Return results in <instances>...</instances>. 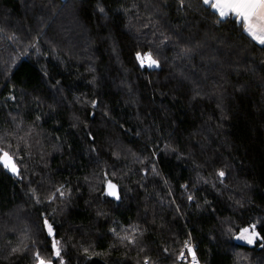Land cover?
Masks as SVG:
<instances>
[{"label":"trees","instance_id":"obj_1","mask_svg":"<svg viewBox=\"0 0 264 264\" xmlns=\"http://www.w3.org/2000/svg\"><path fill=\"white\" fill-rule=\"evenodd\" d=\"M183 4L0 0V264H264V45Z\"/></svg>","mask_w":264,"mask_h":264},{"label":"snow or ice","instance_id":"obj_2","mask_svg":"<svg viewBox=\"0 0 264 264\" xmlns=\"http://www.w3.org/2000/svg\"><path fill=\"white\" fill-rule=\"evenodd\" d=\"M202 2L218 12L221 18H224L228 14H232L237 21L242 23L244 32H246L252 40L260 45H264V0H202ZM183 6V0H180V7ZM101 11L103 10L101 9ZM137 60L140 61L142 67L144 66L145 60H147L149 67L153 65L158 66L157 61L152 58L151 53H145L143 57L140 53H137ZM0 163H2L7 170L16 173L15 163L9 153L3 149H0ZM219 175L223 176L224 173L220 172ZM108 188L115 189V185L109 182ZM108 194L115 195L114 191H109ZM189 199H191V197H189ZM45 226L48 228V234L51 236L53 234L52 227L48 225L47 221H45ZM255 227V224H252L248 227L240 228V235L237 239H246L248 243H252L254 237L257 235ZM126 238L127 237H124V239ZM57 243L58 242L54 240L52 247L55 250L56 256H59L60 253L57 249ZM185 246L188 247L187 241L185 242ZM188 251L193 257V264H196L195 254L190 247ZM181 255H183V253H181ZM36 260L38 264H52L51 260L42 259L39 253L36 254ZM60 264H63L62 260Z\"/></svg>","mask_w":264,"mask_h":264},{"label":"built area","instance_id":"obj_3","mask_svg":"<svg viewBox=\"0 0 264 264\" xmlns=\"http://www.w3.org/2000/svg\"><path fill=\"white\" fill-rule=\"evenodd\" d=\"M192 249V252L195 254V260H196V264H202L200 262V260L198 259L196 252H195V248L193 246V244H188V247H184L181 251H180V255H179V264H193V257L192 255L189 253L188 248ZM181 253H183V255H181ZM146 264V263H145Z\"/></svg>","mask_w":264,"mask_h":264},{"label":"rangeland","instance_id":"obj_4","mask_svg":"<svg viewBox=\"0 0 264 264\" xmlns=\"http://www.w3.org/2000/svg\"><path fill=\"white\" fill-rule=\"evenodd\" d=\"M212 10H214L213 8H212ZM215 11V10H214ZM216 12V11H215ZM217 14L219 15V13L217 12ZM220 17V16H219ZM227 17H234L232 14H228L227 16H225L224 18H227ZM221 18V17H220ZM235 18V17H234ZM237 20V19H236ZM242 24V23H241ZM246 33V32H245ZM247 34V33H246ZM248 35V34H247ZM251 38V37H250ZM254 41V40H253ZM256 42V41H255ZM257 43V42H256ZM259 44V43H258ZM146 64V61H144V65ZM1 165L3 166V164L1 163ZM3 168H4V166H3ZM8 173H10L11 175H13V176H15L16 174H17V172H18V169H17V167H16V173H13V172H11V171H9V170H7L6 168H4ZM47 228V227H46ZM250 231H251V229H250ZM47 232H48V228H47ZM240 235V233L235 237V241L237 242V243H240V244H242V245H247V246H251V245H253L254 244V242L255 241H257L258 240V238H257V235L254 237V239H253V242L252 243H248L247 242V240L246 239H237V237ZM185 247V246H184ZM183 247V248H184ZM182 248V249H183ZM58 249V248H57ZM181 249V250H182ZM53 251H54V255L56 256V254H55V250L53 249ZM37 264H38V262H37Z\"/></svg>","mask_w":264,"mask_h":264}]
</instances>
